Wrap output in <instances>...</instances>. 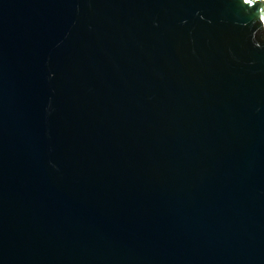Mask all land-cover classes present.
Returning a JSON list of instances; mask_svg holds the SVG:
<instances>
[{
	"label": "water",
	"instance_id": "water-1",
	"mask_svg": "<svg viewBox=\"0 0 264 264\" xmlns=\"http://www.w3.org/2000/svg\"><path fill=\"white\" fill-rule=\"evenodd\" d=\"M0 264H264V1L0 0Z\"/></svg>",
	"mask_w": 264,
	"mask_h": 264
},
{
	"label": "bare ground",
	"instance_id": "bare-ground-1",
	"mask_svg": "<svg viewBox=\"0 0 264 264\" xmlns=\"http://www.w3.org/2000/svg\"><path fill=\"white\" fill-rule=\"evenodd\" d=\"M264 1V0H263Z\"/></svg>",
	"mask_w": 264,
	"mask_h": 264
}]
</instances>
